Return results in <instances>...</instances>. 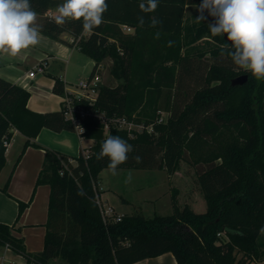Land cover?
<instances>
[{
  "label": "trees",
  "instance_id": "16d2710c",
  "mask_svg": "<svg viewBox=\"0 0 264 264\" xmlns=\"http://www.w3.org/2000/svg\"><path fill=\"white\" fill-rule=\"evenodd\" d=\"M61 2L31 0L40 14L41 34L76 46L94 61L90 76L111 60L110 73L118 85H102L94 109L108 118L136 121L145 129L130 132L111 125L106 135L104 125L89 118L82 122L84 132L79 137L94 144L78 157L43 148L31 141L43 128L76 132L74 126L62 111L33 112L27 107L30 93L0 77V174L6 166L4 139H12V131L17 130L27 140L14 169L28 147L42 148L45 156L36 186L50 187L43 251L27 252L24 241L2 223L0 247L8 246L28 264H50L55 259L67 264H136L166 253L177 264L264 262V232L260 231L264 227V80L237 68L226 53L221 55L229 42L211 35L208 24L213 18L207 12L205 21L195 22L199 12L191 10L202 0H160L157 10L149 14L140 11V0H107L103 24L88 36L80 22H54L51 13ZM138 15H145L143 27L137 23ZM149 16L163 23L150 27ZM64 34L74 42L64 40ZM169 40L174 42L171 46ZM203 41L215 46L199 47ZM205 59L214 62L204 86L180 108L176 92L180 81L194 61ZM242 75L248 76L247 82L233 87L232 81ZM53 92L64 95L61 78H55ZM162 113L167 116L160 121ZM150 126L153 130L148 132ZM109 135H119L133 146L119 169L160 170L173 176L183 162L203 167L197 181L206 211L198 213L187 203L181 205L175 189L172 215L149 218L135 213L105 224L95 187L109 161L96 157ZM13 171L2 188L6 194ZM81 189L83 196L77 194ZM28 206L19 202L17 220Z\"/></svg>",
  "mask_w": 264,
  "mask_h": 264
},
{
  "label": "crops",
  "instance_id": "0c3cea01",
  "mask_svg": "<svg viewBox=\"0 0 264 264\" xmlns=\"http://www.w3.org/2000/svg\"><path fill=\"white\" fill-rule=\"evenodd\" d=\"M53 13H51V16ZM85 35H89V33L86 32ZM62 38L68 42L71 40V36L68 34H64ZM75 49L78 48L76 46L70 47L41 34L38 45L23 51L18 56L0 55V77L30 93L31 97L27 107L33 112L42 114L60 112L62 109V98L53 92L55 78H61L68 88L73 85L66 80L67 69L66 73L61 75L57 72L62 68L63 64L69 63ZM92 62L94 65V61ZM42 65L45 67L43 74H37L34 79L28 76L31 71ZM55 96L58 97L59 102L53 105L54 101L52 99ZM51 105L54 106L52 109H50ZM12 132L11 146L6 152V166L0 174V223L12 228V234L24 241L27 252L40 253L43 251L45 243L50 187L48 185L36 186V182L43 164L45 151L42 148L28 147L14 169V165L22 153L27 138L17 130ZM31 141L41 145L43 148H48L73 158L78 157L82 151H87L94 144L93 140L81 139L77 132H54L48 128H43L37 138ZM84 141H90L92 145L86 147L83 145ZM12 171L13 175L9 183L8 194H6L2 188ZM96 189L102 199L99 183ZM122 201L129 203L126 199H122ZM19 202L28 203L29 206L20 219L17 220ZM104 202L109 203L108 200ZM116 213L122 216L125 215L117 211ZM0 258V264H28L23 256L16 254L6 246L0 247ZM150 261H156V264H177L175 257L171 253L136 264H147ZM259 264H262V262Z\"/></svg>",
  "mask_w": 264,
  "mask_h": 264
},
{
  "label": "clouds",
  "instance_id": "9594fccd",
  "mask_svg": "<svg viewBox=\"0 0 264 264\" xmlns=\"http://www.w3.org/2000/svg\"><path fill=\"white\" fill-rule=\"evenodd\" d=\"M160 0H140L138 5L144 14L153 13ZM197 7L199 15L194 19L202 23L208 16L213 22L208 30L213 37L226 35L227 42L221 55L227 54L239 69L249 73L256 80H264V0H202ZM108 11L107 0H62L55 7L52 19L57 25L70 21L80 22L84 32L91 33L104 22ZM39 13L32 7L31 0H0V55L16 57L40 43L42 28L38 23ZM137 23L143 27L145 15L137 16ZM149 26L157 27L163 21L149 16ZM156 39L160 38L157 31ZM174 42L169 40L171 46ZM79 127V126H78ZM133 146L119 135H109L101 143L97 159L107 158L111 175H118L119 166L128 160ZM137 162L140 157H136ZM129 170L125 183H131ZM78 195H85L81 189ZM264 232V227H261Z\"/></svg>",
  "mask_w": 264,
  "mask_h": 264
},
{
  "label": "rangeland",
  "instance_id": "374dc122",
  "mask_svg": "<svg viewBox=\"0 0 264 264\" xmlns=\"http://www.w3.org/2000/svg\"><path fill=\"white\" fill-rule=\"evenodd\" d=\"M194 11H197V7L191 10V12ZM199 45L201 47L215 46L214 43L206 44L204 41ZM213 62L212 59H205L200 62L194 61L191 71L185 73L176 91L177 104L180 108L189 102L196 90L204 86L206 72ZM111 65V60H105L100 76L103 85L115 87L118 81L110 73ZM93 67L92 60L79 49H75L69 63L63 64L57 73L59 75L64 74L67 69L66 80L74 85L80 80L87 79L91 75ZM70 88H72V85H70ZM52 101H54L53 105H55V103L59 102V99L55 96ZM53 107L51 105L50 109ZM161 116L162 119H166L167 114L162 113ZM133 122L141 124L136 121ZM83 145L87 147L92 145V142L84 141ZM130 170L133 175L131 183H125L129 171L127 169H118V175L116 176L111 175L109 170L106 169L100 175L99 188L102 199L104 201L108 200V205L114 207L118 213L125 215L142 213L149 218L156 215H172V196L175 189L178 190L177 200L181 205L187 203L198 213L206 211V204L197 181L198 174L204 170L203 167H194L183 162L180 171L174 176H169L167 172L160 170ZM122 199H126L129 203H124ZM50 264L67 263L61 259H55ZM147 264H156V261H150Z\"/></svg>",
  "mask_w": 264,
  "mask_h": 264
},
{
  "label": "built area",
  "instance_id": "2783aa9c",
  "mask_svg": "<svg viewBox=\"0 0 264 264\" xmlns=\"http://www.w3.org/2000/svg\"><path fill=\"white\" fill-rule=\"evenodd\" d=\"M126 32H132L131 28L124 27ZM70 42H74L71 38ZM102 68V67H101ZM45 72V67L38 66L36 70L29 73V77L34 79L37 74H43ZM103 85L100 73L93 76H89L87 79L78 81L77 84L72 85V88H68L65 85V93L62 98V113L66 120L70 121L74 126L76 132L79 134L84 132L82 122L86 119L92 118L104 125L106 135L110 132V126L114 125L117 128L142 132L145 129L143 124H136L133 121H129L127 118H108L104 113L95 110L94 106L99 98L100 87ZM161 119L160 121H162ZM79 126V127H78ZM148 132H151L152 126L147 128ZM12 139L5 138L4 146L6 151L9 150L11 146ZM96 200L100 208V213L105 224L111 222H120L122 215L116 213L115 209L104 202L98 190L96 189ZM8 247V246H6ZM9 248V247H8ZM1 262V258H0Z\"/></svg>",
  "mask_w": 264,
  "mask_h": 264
},
{
  "label": "water",
  "instance_id": "95a60500",
  "mask_svg": "<svg viewBox=\"0 0 264 264\" xmlns=\"http://www.w3.org/2000/svg\"><path fill=\"white\" fill-rule=\"evenodd\" d=\"M224 39L227 41V37L226 35L224 36ZM230 43V42H229ZM248 80V76L247 75H242L240 77H237L235 78L233 81H232V86L233 87H236V86H242L244 85Z\"/></svg>",
  "mask_w": 264,
  "mask_h": 264
}]
</instances>
